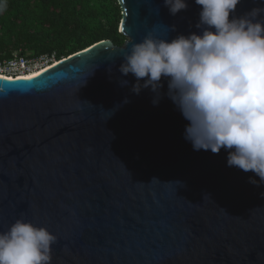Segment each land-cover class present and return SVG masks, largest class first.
<instances>
[{"label":"water","instance_id":"obj_1","mask_svg":"<svg viewBox=\"0 0 264 264\" xmlns=\"http://www.w3.org/2000/svg\"><path fill=\"white\" fill-rule=\"evenodd\" d=\"M186 2L173 16L164 0H117L121 46L98 42L31 80L0 76V231L18 218L46 227L52 264H264V183L224 148L193 149L166 79L154 105L118 71L129 40L201 34L202 6ZM254 7L264 0L230 19Z\"/></svg>","mask_w":264,"mask_h":264},{"label":"clouds","instance_id":"obj_2","mask_svg":"<svg viewBox=\"0 0 264 264\" xmlns=\"http://www.w3.org/2000/svg\"><path fill=\"white\" fill-rule=\"evenodd\" d=\"M195 3L202 6L196 24L201 34H181L169 42L149 32L141 42L129 40L118 71L135 77L134 94L150 88L154 105L166 79V95L189 122L184 138L193 149L218 154L224 148L227 165L254 172L260 180L249 182L259 186L264 183V7L230 19L241 0ZM164 6L175 16L188 4L164 0ZM6 9L7 0H0V14ZM57 241L46 227L18 218L0 231V264H52Z\"/></svg>","mask_w":264,"mask_h":264},{"label":"trees","instance_id":"obj_3","mask_svg":"<svg viewBox=\"0 0 264 264\" xmlns=\"http://www.w3.org/2000/svg\"><path fill=\"white\" fill-rule=\"evenodd\" d=\"M117 0H7L0 14V64L14 56L48 65L101 42L121 46Z\"/></svg>","mask_w":264,"mask_h":264},{"label":"built area","instance_id":"obj_4","mask_svg":"<svg viewBox=\"0 0 264 264\" xmlns=\"http://www.w3.org/2000/svg\"><path fill=\"white\" fill-rule=\"evenodd\" d=\"M29 62L28 60L22 58V57H17V56H14L11 60H8L2 64H0V69H6L8 70L9 74L5 75L3 73L0 72L1 75H4V76H8L9 78H16V77H22L21 75L23 74H29V73H33L32 71H20L22 69H25V67L27 65H29ZM47 67V66H45ZM43 67V68H45ZM28 70V69H26Z\"/></svg>","mask_w":264,"mask_h":264},{"label":"rangeland","instance_id":"obj_5","mask_svg":"<svg viewBox=\"0 0 264 264\" xmlns=\"http://www.w3.org/2000/svg\"><path fill=\"white\" fill-rule=\"evenodd\" d=\"M48 60H39V61H30L29 62V65H27L25 67V69H22L20 71H32V72H36V71H39L40 69H42L43 67L47 66L48 65ZM52 64V63H51ZM28 69V70H26ZM44 69V68H43ZM0 72L7 75L9 74L8 70L6 69H0Z\"/></svg>","mask_w":264,"mask_h":264},{"label":"bare ground","instance_id":"obj_6","mask_svg":"<svg viewBox=\"0 0 264 264\" xmlns=\"http://www.w3.org/2000/svg\"><path fill=\"white\" fill-rule=\"evenodd\" d=\"M36 72H38V71H36ZM36 72H33V73H29V74H23V75H21L22 77H29V76H32V75H35L36 74ZM0 76L2 77V78H9L8 76H4V75H1L0 74Z\"/></svg>","mask_w":264,"mask_h":264},{"label":"snow or ice","instance_id":"obj_7","mask_svg":"<svg viewBox=\"0 0 264 264\" xmlns=\"http://www.w3.org/2000/svg\"><path fill=\"white\" fill-rule=\"evenodd\" d=\"M36 75H39V73H37ZM18 79H27V80H31L33 79V77L29 76V77H21V78H18Z\"/></svg>","mask_w":264,"mask_h":264}]
</instances>
